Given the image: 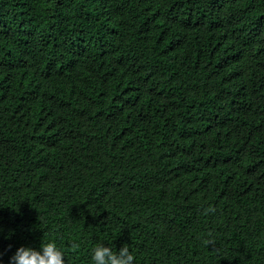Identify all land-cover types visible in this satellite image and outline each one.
Wrapping results in <instances>:
<instances>
[{"label": "trees", "instance_id": "obj_1", "mask_svg": "<svg viewBox=\"0 0 264 264\" xmlns=\"http://www.w3.org/2000/svg\"><path fill=\"white\" fill-rule=\"evenodd\" d=\"M48 239L264 264V0H0V260Z\"/></svg>", "mask_w": 264, "mask_h": 264}, {"label": "clouds", "instance_id": "obj_2", "mask_svg": "<svg viewBox=\"0 0 264 264\" xmlns=\"http://www.w3.org/2000/svg\"><path fill=\"white\" fill-rule=\"evenodd\" d=\"M11 233H9V238ZM208 241L206 240L205 243ZM66 250L55 240L48 239L41 247L21 245L11 256V264H68ZM93 264H135L136 257L129 244L116 250L111 242H98L92 249ZM0 264H4L0 260Z\"/></svg>", "mask_w": 264, "mask_h": 264}]
</instances>
